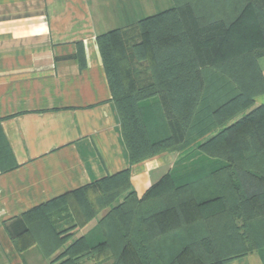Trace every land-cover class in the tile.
Segmentation results:
<instances>
[{
	"label": "trees",
	"instance_id": "obj_1",
	"mask_svg": "<svg viewBox=\"0 0 264 264\" xmlns=\"http://www.w3.org/2000/svg\"><path fill=\"white\" fill-rule=\"evenodd\" d=\"M136 30L97 36L129 163L219 130L176 161L188 167L197 157L191 180L180 183L169 170L138 196L129 169L107 175L24 214L30 235L47 257L58 250L52 264H230L253 251L264 256V105L252 107L264 93L257 63L264 0H173ZM140 61L144 83L136 77ZM154 96L167 126L157 139L140 113ZM66 212L74 222L56 230ZM97 218L99 236L73 238Z\"/></svg>",
	"mask_w": 264,
	"mask_h": 264
},
{
	"label": "crops",
	"instance_id": "obj_2",
	"mask_svg": "<svg viewBox=\"0 0 264 264\" xmlns=\"http://www.w3.org/2000/svg\"><path fill=\"white\" fill-rule=\"evenodd\" d=\"M172 6L173 0H0V264H52L58 253L47 257L33 240L28 211L126 169L141 196L183 156L165 151L129 163L97 43L116 28L136 35L139 20ZM257 63L264 73V55ZM262 95L252 107L264 105L256 102ZM73 222L66 212L54 228ZM96 223L78 227L73 238ZM230 264H264V256L253 251Z\"/></svg>",
	"mask_w": 264,
	"mask_h": 264
},
{
	"label": "rangeland",
	"instance_id": "obj_3",
	"mask_svg": "<svg viewBox=\"0 0 264 264\" xmlns=\"http://www.w3.org/2000/svg\"><path fill=\"white\" fill-rule=\"evenodd\" d=\"M135 67L136 70L138 72V74L136 75V77H138V82L139 83H144L147 79V77H145V67H146V62L145 61H140L138 64L137 62L135 63ZM142 71V74H140V72ZM256 102H261L264 103V95L259 96L256 99ZM141 108H140V113H141V117H142V121H143V125L144 128L146 130V133L149 135V137H151V139H157L162 137L166 131H167V126L164 120V115H163V110L159 104V99L158 96H154L146 101L141 102ZM219 129L214 130L213 133L211 132L210 135L215 134V132H217ZM208 135V136H210ZM202 139V138H201ZM206 140V139H205ZM204 140V141H205ZM201 143L200 139H194V138H185L184 141V148L180 149V155H185L186 152L191 149L194 148L196 146V144ZM193 163L195 164L196 158L197 157H193ZM209 158V157H208ZM210 159V158H209ZM196 161V162H195ZM204 163L206 162V158L203 160ZM212 160H210L209 162H211ZM192 162H190L189 164H193ZM258 163V162H257ZM181 165V164H180ZM180 165H174L172 166V168L170 169V171L172 173H175V176L179 177V181L180 183H182L181 181L183 180H191V177H189L190 175H188V173H192L193 170H195L196 168H191V166L189 165L188 167H186L185 165L182 164V166ZM206 165V164H205ZM204 165V166H205ZM203 166V167H204ZM187 169V170H186ZM187 176V177H186ZM177 182V183H178ZM259 187V186H258ZM251 190H253L254 188H250ZM123 198V196L121 195L120 197L116 198L114 200V202L110 203L109 205H107V207L105 209H103L101 211V213H99L98 217H101L110 207H112L113 205L118 204V202L121 201V199ZM73 201V200H72ZM98 220V218L96 219ZM96 224L94 226L91 227V229H89L86 234H89V236L91 237L92 240H94L93 236H99L100 233L99 231L96 229ZM76 230H74L75 232ZM69 243V242H68ZM66 243V244H68ZM65 246V245H64ZM57 251H55L54 253H57ZM82 264H109V262H95L92 259H86L85 261L82 262Z\"/></svg>",
	"mask_w": 264,
	"mask_h": 264
}]
</instances>
